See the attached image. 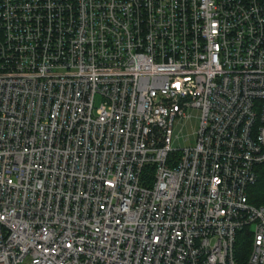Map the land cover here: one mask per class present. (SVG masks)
Instances as JSON below:
<instances>
[{"label":"built area","instance_id":"built-area-1","mask_svg":"<svg viewBox=\"0 0 264 264\" xmlns=\"http://www.w3.org/2000/svg\"><path fill=\"white\" fill-rule=\"evenodd\" d=\"M263 162L264 0H0V264H264Z\"/></svg>","mask_w":264,"mask_h":264},{"label":"trees","instance_id":"trees-1","mask_svg":"<svg viewBox=\"0 0 264 264\" xmlns=\"http://www.w3.org/2000/svg\"><path fill=\"white\" fill-rule=\"evenodd\" d=\"M257 179L247 188V196L250 204L254 206L264 205V162L255 167ZM153 175V166L147 165L140 177L142 185H149ZM249 227H244L237 232L235 239L234 257L238 264H245L251 248V233Z\"/></svg>","mask_w":264,"mask_h":264},{"label":"rangeland","instance_id":"rangeland-1","mask_svg":"<svg viewBox=\"0 0 264 264\" xmlns=\"http://www.w3.org/2000/svg\"><path fill=\"white\" fill-rule=\"evenodd\" d=\"M194 114H199V112L197 111H193ZM194 121V119H193ZM197 127V123H186L183 127H179L181 128L178 132L179 135H181L180 139H178V141L175 142L176 146H184V142L182 141V137L187 135V133L190 135V141H189V145H193L194 144V137L192 136V131H194Z\"/></svg>","mask_w":264,"mask_h":264},{"label":"bare ground","instance_id":"bare-ground-1","mask_svg":"<svg viewBox=\"0 0 264 264\" xmlns=\"http://www.w3.org/2000/svg\"><path fill=\"white\" fill-rule=\"evenodd\" d=\"M252 187V186H251Z\"/></svg>","mask_w":264,"mask_h":264}]
</instances>
